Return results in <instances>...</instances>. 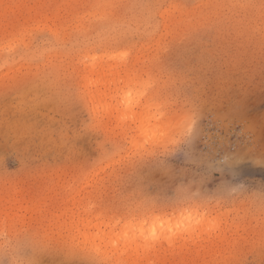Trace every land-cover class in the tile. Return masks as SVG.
<instances>
[{
    "label": "rangeland",
    "instance_id": "1",
    "mask_svg": "<svg viewBox=\"0 0 264 264\" xmlns=\"http://www.w3.org/2000/svg\"><path fill=\"white\" fill-rule=\"evenodd\" d=\"M261 4L0 0V264H135L86 238L128 230L117 211L128 187L121 148L181 118L192 101L201 116L191 158L168 157L145 179L162 191L206 175V223L195 235L149 242L150 258L136 264H261ZM89 57L101 68L87 69ZM108 65L109 91L91 84ZM96 91L108 98L92 100ZM101 103L118 105L120 118ZM237 179L245 191L215 198L216 185ZM154 250L163 252L158 261Z\"/></svg>",
    "mask_w": 264,
    "mask_h": 264
},
{
    "label": "snow or ice",
    "instance_id": "2",
    "mask_svg": "<svg viewBox=\"0 0 264 264\" xmlns=\"http://www.w3.org/2000/svg\"><path fill=\"white\" fill-rule=\"evenodd\" d=\"M261 8L264 9V0ZM34 27L27 34L36 36ZM151 84L145 85V90ZM164 106L157 110L159 118ZM201 113L196 101L183 110L181 118L165 120L154 131L149 130L141 138H131L124 144L120 156L128 170L127 189L123 193L122 203L117 211L122 218L131 221L132 231L146 242L171 239L176 236L195 235L201 225L206 223V206L209 193L206 191L207 176H193L191 180H182L171 189L149 191L145 179L146 169L155 164L162 166L166 159L178 154L191 158L192 148L199 135ZM264 164V161H262ZM242 171V170H237ZM245 191L242 179L229 184L215 186V198L219 199L228 191ZM261 206L264 207V188L261 190ZM129 239L131 237H128ZM16 264H37L28 259ZM64 264H76L66 261ZM79 264H98L94 260H82ZM264 264V261H261Z\"/></svg>",
    "mask_w": 264,
    "mask_h": 264
},
{
    "label": "bare ground",
    "instance_id": "3",
    "mask_svg": "<svg viewBox=\"0 0 264 264\" xmlns=\"http://www.w3.org/2000/svg\"><path fill=\"white\" fill-rule=\"evenodd\" d=\"M89 59H90V63L87 64L86 66L87 69H89L91 72H94L95 69L101 68L95 57H89ZM112 67L113 66L108 65L107 68L103 69L97 75L96 80L91 81V84H100L101 86H105V88H107L109 91L111 89V86L116 84V77L114 75L107 76L108 73H106ZM115 69H117V67H115ZM91 98L94 101L95 100L101 101L103 99H107L108 94H103L100 91L98 92L96 91L91 93ZM124 99H126V97ZM129 106L130 105H127V107ZM101 107L103 108L104 111L106 110L108 113L113 114V116H115L116 118H120V114L122 113V111L120 110L118 105L115 106L109 104L102 105L101 103ZM141 115L142 116L140 118L142 119L145 113H142ZM128 226H129L128 230H126L123 233H119L118 235L115 234L114 232H110L107 235L106 234L96 235L93 237L86 238V242L93 244L96 241H99V244L96 245L97 249L99 250L103 247V245L109 246L111 248L109 252L112 253L113 257L118 259V261L119 260L123 261V263L125 261L137 263V262H141V260H146L147 258H150L148 253H149V249L151 248V245L149 244V242H146L142 238H139L131 230L132 229L131 223H129ZM128 237L131 238L129 239ZM153 254L157 258L156 260L158 261V259H161L163 252L160 250H154Z\"/></svg>",
    "mask_w": 264,
    "mask_h": 264
}]
</instances>
